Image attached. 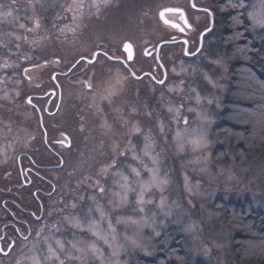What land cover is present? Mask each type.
<instances>
[{"label":"rangeland","instance_id":"rangeland-1","mask_svg":"<svg viewBox=\"0 0 264 264\" xmlns=\"http://www.w3.org/2000/svg\"><path fill=\"white\" fill-rule=\"evenodd\" d=\"M70 1L74 5L69 8ZM122 1L99 4L97 12L96 0H0V107L20 97L18 70H27L29 66L24 63L32 60L31 54L38 53L39 61L47 60L55 46L61 50L57 51V59L45 66L31 63L33 69L25 75L32 82L48 78L49 84L52 76L63 70L72 73L66 80L57 77L50 89L38 85L31 89L26 83L30 91L27 95L42 97L49 90H57V82L63 81V113L74 115L76 122L87 120L89 124V115L97 108L102 115L105 108L112 110L111 115L108 112L101 117L95 128L88 126L83 131L87 136L79 145L65 151V167L56 173V183L72 194L68 208L59 203V213L51 223H34V238L12 247L9 254H0V264H135L137 257L152 258L160 243L168 248L177 240L187 254L184 264H237L231 250L233 232L223 224L228 203L248 198L255 210L264 213L263 158H253L239 166L227 149L229 142L213 134V127L219 123L216 116L224 111L228 95L229 65L221 46L215 39L203 45L208 35L204 36L203 48L186 60L172 57L173 53L179 55L180 45L165 46L159 53L166 72L164 83L156 86L144 78L143 85L142 80L127 77L119 64L107 58L125 60L122 47L129 42L134 48L130 68L140 75L150 72L147 59L154 57H147L145 50H155L169 36H178L158 18L161 9H174L172 4L176 2L143 0L141 17L126 21L120 17ZM250 13L257 20L264 18V0H250L247 9L249 32L258 44H264V26L254 24ZM64 20L68 25L60 35L53 26L62 25ZM86 21H90L89 25L84 24ZM92 29L96 36L89 35ZM55 37H67V44L73 47L63 51L64 45L57 44ZM195 42L188 47L189 53L197 48ZM95 52L103 54H98L96 62L86 69L85 79L84 70L80 72L77 66L75 71L71 69L82 57L92 60ZM157 75L161 81L160 70ZM131 83H136L134 87L140 93L130 95ZM92 90L93 95H77ZM35 101L43 105L40 99ZM75 121L67 120L69 124H65L73 141L79 132ZM8 131L6 140H12L11 152L0 128L3 183L9 169L14 176L15 154L24 147L28 149L27 142L36 155L41 152L37 149L44 147L41 135L37 131L34 135L30 127ZM21 137L27 138L26 142L19 146L21 149L13 150ZM193 140L203 143L196 146L190 143ZM220 146L226 148L227 159L217 162L212 153ZM77 151H82L80 158ZM44 162L48 164L45 159ZM98 187H104L105 192L101 194ZM6 198L13 200L14 195Z\"/></svg>","mask_w":264,"mask_h":264},{"label":"trees","instance_id":"trees-1","mask_svg":"<svg viewBox=\"0 0 264 264\" xmlns=\"http://www.w3.org/2000/svg\"><path fill=\"white\" fill-rule=\"evenodd\" d=\"M133 1L137 3L133 4ZM72 2H68L69 8L74 5ZM144 2L143 0L120 2L123 6L121 14L119 12L120 17H124L126 21L141 17V13L145 9L142 6ZM249 2L250 0H212L211 10L215 17V26L212 34L205 38L203 44L207 45L208 41L215 39L223 49V58L229 65L228 95L224 101V111L216 116L219 123L212 130L216 137H223L229 142L227 149L239 166L246 165L253 158L262 157L264 160V44H258L249 32L250 24L247 19ZM78 4L76 3L75 10L79 9ZM66 23L67 21L64 20L62 25L59 23L53 27L59 34L64 33L68 25ZM89 23L90 21H86L84 24L89 25ZM93 34L97 35L94 29L90 30L89 35ZM54 39L57 44L64 45L63 51H69L73 47L72 44H67L69 42L67 37L64 39H56L55 37ZM167 49L169 50V48ZM57 51L61 50L54 46L51 51L52 54L47 60L44 58L43 61H39L38 53H32V60H28L24 64L30 67L31 63H43L45 66L52 59H57ZM178 52L179 55H176L178 58L173 56L174 53L172 57L176 60L179 58L186 60L182 55V47ZM29 67L27 71L33 69ZM18 71L20 75L18 74L17 82L18 84L21 83L19 85L21 95L15 102L6 101L9 104L0 107V128L4 140L7 141L8 149L9 146H12L11 138H9L10 141L6 140L10 134L8 130L11 128L14 127L23 131L30 127V132L32 131L36 136V131L40 133L37 118L34 119L33 117L32 108L30 109L23 102L28 96L27 94L30 93L26 90V83L28 86L30 84L31 89L35 85H38L39 88L48 85V78L39 82H32V78L25 75L26 70L24 71L20 67ZM2 84L5 88V83ZM26 139L21 137V140L15 142L13 147L17 149L13 148V150L21 149L22 147L19 146H22ZM26 146H28V149L24 147L26 150L34 152L35 149H32L28 142ZM39 148L37 150L41 151L40 153H43L41 149L45 151L44 147ZM212 156L217 162L225 161L227 159L226 148L222 146L215 148ZM0 182H2L1 179ZM26 202L21 198L20 203L22 205ZM223 224L233 232L231 250L237 264H264V213L262 210H255L248 198L244 199L243 202L231 201L227 205L225 215H223ZM187 259L181 241L177 240L168 248L160 243L152 258L137 257L135 264H184ZM195 264L203 263L197 262Z\"/></svg>","mask_w":264,"mask_h":264},{"label":"flooded vegetation","instance_id":"flooded-vegetation-1","mask_svg":"<svg viewBox=\"0 0 264 264\" xmlns=\"http://www.w3.org/2000/svg\"><path fill=\"white\" fill-rule=\"evenodd\" d=\"M211 1L212 0H175L176 3H173L172 6L176 9H181L184 12L186 20L189 23L190 27H186L182 25L183 20L180 13L166 14V18L168 20L174 21V23L180 24L182 26L179 27L169 26L170 31L171 32L175 31L176 33H178V36L177 35L169 36L168 39L163 42L173 43L181 39V40H186V42L188 43V47H191L195 42L194 39H197L198 41H196L195 43L198 45L199 36L210 27L211 19L213 21V29L215 26L214 23L215 17L211 10ZM203 4L205 6H203ZM170 16H176L174 18L176 20L170 18ZM195 28L197 29L196 32H198L197 35L194 34ZM198 29L201 30L198 31ZM192 36L193 39H191ZM175 45H180V48L184 46L183 44H175ZM147 57L149 58L154 57L153 60L147 59L148 63L151 64L152 70L150 72H146V71L142 72L143 74H148L145 75L142 79L144 80L145 78L146 80L153 82L156 86L161 85L158 83L160 79L158 78L157 72L158 70H160L163 76L162 69L160 65L157 64L154 55H152L151 57L147 55ZM107 59L111 60L109 58ZM95 62L96 60L94 61V63ZM94 63H90V60L88 59L87 60H85L84 58L80 59L79 65H77V67H79L80 72L82 70L85 71L82 73L83 78L85 76V73L87 72L86 69L89 70L90 67H92L90 65ZM112 63L119 64V66L123 70H125L127 77H130L131 79L134 80H139V81L142 80V79H138L141 75L136 74L133 71V69L130 68V63L127 64V67L135 74L136 77H132L129 75V71L127 70L126 66L121 62L120 59H116V60L114 59V61L112 60ZM73 71H75V68L73 69ZM92 71H94V69ZM67 72L63 70L62 73L53 75L51 81L53 85H50L51 83L49 80V84H48L49 86H45L46 89H50L52 86L54 87L55 84L54 80H56L57 77L60 80H63L62 78L66 80L67 76L70 73H72L70 72L68 74ZM78 76L79 75L74 76V78ZM143 80L141 81V83L144 85L145 83ZM57 84L59 86L57 87V90H49L42 97L40 96L41 94H38V95H34L33 97L27 96L24 99V104L27 107L32 108V113H34L33 116L34 119L37 118V126L40 131L39 134L42 137L41 140L43 146L46 148V151H44V155L47 157H44L43 153L36 155V151L33 152L26 149L19 150L15 154L16 160L14 161L13 164V166H15L14 176L10 173L11 170L9 169L8 171L9 175L6 177L4 183L0 182V250H2L0 251V254L2 256L9 254V252L11 251L10 249L12 247H15L18 244L29 243L32 240V237L34 236L33 235L34 228H32L34 223H44V224L51 223L54 219V216L58 215L57 213H59L57 212L58 210H60V207L58 206L59 203L62 207L64 206L68 208V203H70L69 200H71L70 195L72 194L68 193L67 188L64 189L58 188L56 183V180L58 179L57 174H59V172H61L65 167V162H64L65 151L72 150L73 148H75L76 145H79L80 140L86 138L87 135L85 133L86 132L85 129L88 130L87 129L88 126H90V128H95L96 123L102 120L101 117L105 116V114H108V112H110L109 115L112 114L111 113L112 110L110 111L105 108L106 112L104 115H102L103 113L101 112V110L97 108L94 110L95 112L94 114L89 115L91 116L90 120H88L89 124L86 125L87 120L85 121L80 120L76 122L74 115H71V113L70 114L63 113V108H62V104L64 103L63 88L66 86V82L65 83L63 81L61 83L57 82ZM135 84L136 83L130 84V86L132 87V89L129 90L130 95H135L137 92H139L136 91L134 87ZM80 93H82L81 96ZM86 93L93 95L94 91L93 90L91 92L83 91V92H79V94L77 95L79 96V98H81ZM29 98H31V104L26 103V100ZM37 99L38 100L40 99V101L43 102V105L37 104L35 101ZM67 120L68 122L75 121L76 124L79 126L78 134L76 136H73L74 141L66 129L67 125L69 124L66 122ZM32 139H34V136ZM10 148L11 147L9 146V151ZM81 154L82 151H80V153L77 155V158H80ZM43 158L45 159V161H48V164L44 162ZM0 179L1 180L3 179V176L1 174H0ZM13 180H17L19 182L16 183ZM96 183L99 182L96 181ZM96 183H93V185ZM98 188L99 191L103 189V191L100 192L101 194L105 192L104 187L102 188L98 187ZM94 190L95 189L93 188V191ZM8 191H10L11 193L10 192L8 193ZM12 194L14 195L13 200H9L6 198V195H12ZM21 198L27 201L23 205L20 203ZM8 242L9 245H7ZM4 248L6 249V251H4Z\"/></svg>","mask_w":264,"mask_h":264},{"label":"water","instance_id":"water-1","mask_svg":"<svg viewBox=\"0 0 264 264\" xmlns=\"http://www.w3.org/2000/svg\"><path fill=\"white\" fill-rule=\"evenodd\" d=\"M167 9H169V8H167ZM173 9V8H172ZM174 9H176V8H174ZM166 9H161L159 12H158V18H159V20L161 21V23L162 24H164L165 26H171V27H179V26H181L180 24H176V23H174V21H170V20H168L167 18H166V14H168V13H180L181 14V17H182V25H184V26H186V27H190V25L188 24V22H187V20H186V17H185V14H184V12L181 10L180 12H168V11H165ZM164 13V15H163V17L161 16V13ZM212 18V17H211ZM210 18V19H211ZM211 21V23H210V27L207 29V30H205L200 36H199V43H198V45H197V48L195 49V50H193V52H191V53H189V51H188V43L186 42V40H178L177 42H161V43H159L157 46H156V48H155V50H153V49H151V48H147L146 50H145V52H144V54L147 56H151V55H154L155 56V59H156V61H157V64L158 65H160V67H161V69H162V72H163V77H162V80L161 81H164L165 79H166V72H165V69L162 67V63H161V61H160V59H159V53H160V50H161V48H163V47H165V46H169V45H175V44H183L184 46L182 47V55H183V57L184 58H188V59H190V58H192V57H195L199 52H200V50H201V48H202V40H203V37L204 36H209L210 35V33H211V31L213 30V21H212V19L210 20ZM125 43H128V44H130L131 46H132V44L131 43H129V42H125ZM124 43V44H125ZM147 50H149V52H147ZM122 51L125 53V55H126V59L124 60V59H120L121 60V62L126 66V68H127V70L129 71V75L130 76H132V77H136L135 76V74L131 71V70H129V68L127 67V64L129 63V62H131L132 60H133V58H134V48H133V46L131 47V52H132V59L131 60H129L128 59V52L127 51H125V49H124V45H123V47H122ZM96 53V56L94 57L93 56V58H92V60H90V63H92V62H94L95 60H96V58H97V56H98V54H101V52H95ZM85 60H87V59H85ZM114 61V59H111V61ZM77 62H80V60L79 61H77ZM77 64L78 63H76L71 69H73L75 66H77ZM145 75H148V74H142L138 79H142ZM55 77V76H54ZM159 84H161V83H159ZM28 99L26 100V103L28 104Z\"/></svg>","mask_w":264,"mask_h":264},{"label":"snow or ice","instance_id":"snow-or-ice-1","mask_svg":"<svg viewBox=\"0 0 264 264\" xmlns=\"http://www.w3.org/2000/svg\"><path fill=\"white\" fill-rule=\"evenodd\" d=\"M109 2H110V0H96V2H94V6L96 7L97 12H99V4L107 5ZM80 7H82V4L80 5ZM165 11H168V12H180L181 10H180V9H172V8H169V9H166ZM7 14H8V15H11V13H7ZM163 15H164V13L162 12V13H161V16L163 17ZM249 15H250V18L253 19L254 24H255V23H258V24H261L262 26H264V18H261V19L257 20L255 17H253V15H252L251 13H250ZM131 47H132V46H131L130 44H128V43H125V44H124V49H125V51L128 52V59H129V60L132 59ZM92 55L95 57V56H96V53H93ZM104 55H107V53H104ZM82 58H83V57H82ZM109 59H111V57H109ZM77 63H79V62H77ZM26 71H27V70H26ZM158 83L163 84L164 81H158ZM89 87H91V85H89ZM27 102H28L29 104H31V98H29ZM169 111H173V109H172V108H169ZM177 111H178V110H177ZM136 130L139 131L138 128H137ZM178 135H179V134H178ZM146 139H147V138H146ZM190 143H192V144H194V145H196V146H200V145L203 143V141H202V140H193V141H191ZM146 147H147V145H146ZM145 154H147V152H146ZM133 171H135V170H133ZM137 175H139V173H137ZM101 191H103V189H101ZM57 244L59 245L60 242L57 241ZM0 251H2V250H0ZM49 252H50L52 255H55V253L53 252V250H52L51 248L49 249Z\"/></svg>","mask_w":264,"mask_h":264}]
</instances>
